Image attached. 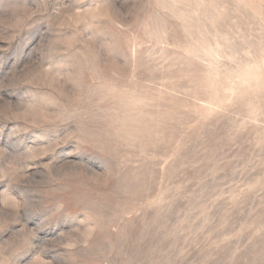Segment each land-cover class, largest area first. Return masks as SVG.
I'll use <instances>...</instances> for the list:
<instances>
[{
	"label": "rangeland",
	"instance_id": "374dc122",
	"mask_svg": "<svg viewBox=\"0 0 264 264\" xmlns=\"http://www.w3.org/2000/svg\"><path fill=\"white\" fill-rule=\"evenodd\" d=\"M0 264H264V0H0Z\"/></svg>",
	"mask_w": 264,
	"mask_h": 264
}]
</instances>
